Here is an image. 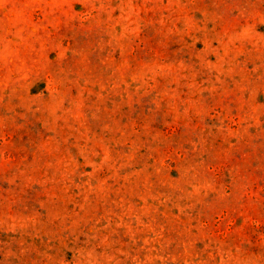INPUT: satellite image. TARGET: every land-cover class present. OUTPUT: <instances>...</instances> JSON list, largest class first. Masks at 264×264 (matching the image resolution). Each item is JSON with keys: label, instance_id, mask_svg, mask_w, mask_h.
Here are the masks:
<instances>
[{"label": "rangeland", "instance_id": "rangeland-1", "mask_svg": "<svg viewBox=\"0 0 264 264\" xmlns=\"http://www.w3.org/2000/svg\"><path fill=\"white\" fill-rule=\"evenodd\" d=\"M0 264H264V0H0Z\"/></svg>", "mask_w": 264, "mask_h": 264}]
</instances>
